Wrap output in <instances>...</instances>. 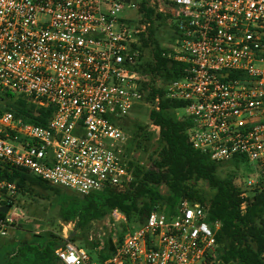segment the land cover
<instances>
[{"label": "built area", "instance_id": "built-area-1", "mask_svg": "<svg viewBox=\"0 0 264 264\" xmlns=\"http://www.w3.org/2000/svg\"><path fill=\"white\" fill-rule=\"evenodd\" d=\"M142 7L151 21L159 14L177 21L166 57L187 70L164 86V98L185 104L189 143L213 163L255 165L258 179L248 185L264 190V0H0V97L10 92L34 111L53 108L40 127L0 107V163L79 196L132 181L130 138L115 124L160 85L139 70L140 36L151 26ZM126 8H137L138 18L120 17ZM15 195L0 181V198L11 204ZM8 208L0 237L19 218ZM104 219L109 258L93 261L63 239L59 263L232 264L218 258L220 222L208 223L187 201L174 217L154 211L132 230L116 210ZM106 239L93 241L96 255Z\"/></svg>", "mask_w": 264, "mask_h": 264}, {"label": "trees", "instance_id": "trees-1", "mask_svg": "<svg viewBox=\"0 0 264 264\" xmlns=\"http://www.w3.org/2000/svg\"><path fill=\"white\" fill-rule=\"evenodd\" d=\"M141 10L145 11V19L151 22L153 12L143 7ZM140 42L141 49L148 53V59L139 66V70L150 74L152 79H158L162 85L151 87L146 98L152 103L158 97L157 106L148 115L149 121L159 128V149L150 160L149 167L133 161L129 163L132 181L127 186L106 188L88 196L68 195L26 170L3 163H0V181L13 184L16 194L21 196L30 194L33 189L54 194L60 222L73 225L75 235L70 242L77 238L89 251H94L96 243L87 242L85 233L93 222L103 220L111 211L116 210L125 217L126 227L137 228L154 211L169 218L174 217L179 203L187 201L199 206L208 223L220 222L215 239L219 245L218 258L222 262L263 264L264 190L255 185L249 196L243 197L231 178L220 180L216 177L220 167H239L241 160L216 164L207 155L193 149L187 136V131L192 127L191 120L188 117L177 120L167 116L168 112L184 109L185 104L164 98V86L182 79L187 66L166 57L169 49H160L152 40L151 26L147 29L146 37L140 36ZM0 107L40 127H44L53 114L50 106L34 111L21 97L10 92L0 97ZM137 130L143 131L141 127ZM200 184L206 185L213 194L208 196ZM12 205L14 200L7 204L1 196L0 207ZM3 216L0 213V217ZM63 243L59 236L46 233L33 236L30 240L21 238L2 244L0 264H60L55 251ZM111 252V241L106 239L105 248L97 258L106 260Z\"/></svg>", "mask_w": 264, "mask_h": 264}, {"label": "rangeland", "instance_id": "rangeland-1", "mask_svg": "<svg viewBox=\"0 0 264 264\" xmlns=\"http://www.w3.org/2000/svg\"><path fill=\"white\" fill-rule=\"evenodd\" d=\"M139 16L137 8L125 9L121 12L120 17H131L137 19ZM159 17V18H158ZM177 21L171 17H165L161 14L155 16L151 21V38L160 49L172 48L177 40ZM148 59V53H143ZM144 60V59H143ZM162 86L161 83L159 85ZM158 86V87H159ZM152 104L146 103L139 105L131 111L126 117L116 122V127L121 129L129 136L128 153L134 163L149 167L150 160L155 157L159 149V131L148 119L149 111ZM168 117H174L177 120H183L187 117L185 109H178L174 112H168ZM141 127L143 131L137 130ZM216 177L220 180L231 178L237 190L243 193L244 197H248L254 186H249L250 180L258 179L257 168L253 164L244 163L239 167L225 165L220 167L216 172ZM202 190L208 196L213 194L206 185L200 184ZM61 189V188H60ZM164 191V188H162ZM61 192L71 195L72 192L61 189ZM14 207L19 218L14 223L13 228L7 231L5 237H0V246L13 241H19L21 238L30 240L33 236H43L50 233L66 240L73 230V225L66 227L58 218L57 197L48 192L33 189L30 194L21 196L15 195ZM56 207V208H55ZM135 226L127 230L134 229ZM66 228L65 232L63 229ZM109 235V227L106 220L93 222L85 237L87 242L94 240L106 239ZM76 247L84 249L93 261L97 259V255L93 251H89L83 247V242L76 238L73 242Z\"/></svg>", "mask_w": 264, "mask_h": 264}, {"label": "water", "instance_id": "water-1", "mask_svg": "<svg viewBox=\"0 0 264 264\" xmlns=\"http://www.w3.org/2000/svg\"><path fill=\"white\" fill-rule=\"evenodd\" d=\"M125 3H127V0H124ZM8 207L7 206H3V207H0V213L5 215L7 214L8 212ZM75 235L74 232L71 233V235L65 240V242H70V240L72 239V237Z\"/></svg>", "mask_w": 264, "mask_h": 264}]
</instances>
